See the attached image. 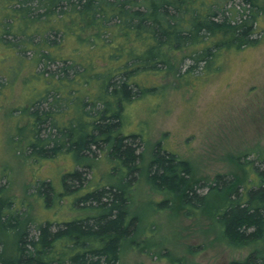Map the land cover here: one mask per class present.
Returning <instances> with one entry per match:
<instances>
[{
  "label": "trees",
  "instance_id": "1",
  "mask_svg": "<svg viewBox=\"0 0 264 264\" xmlns=\"http://www.w3.org/2000/svg\"><path fill=\"white\" fill-rule=\"evenodd\" d=\"M259 2L0 0V50L6 51L0 59L6 70L0 72V98L8 88L3 80L10 71L7 62L25 60L29 53L43 65L39 75L46 84L35 96L27 97L26 92L19 105L0 101V112H18L24 121L13 125L11 140L23 142L41 156L55 155L63 148L76 156L100 150L126 170L124 183L79 197L90 204L86 208L98 212L56 226L41 222L34 234L28 230L29 214L16 207V200L1 205L4 189L0 187V264L119 263L124 244L136 236L140 223L131 210L128 187L143 173L139 150L143 140L140 134L123 133L124 107L156 89V79L166 72L181 79L200 67L207 72L221 50L253 45ZM69 40L74 46L68 55L55 52ZM187 60L190 65L181 72L177 65ZM14 81H8L9 87ZM247 163L256 171L257 186L219 174L204 195L197 191L202 184L191 181L190 162L159 147L147 173L154 188L184 206L198 207L206 199L221 197L214 214L225 237L233 244L259 243L264 241V168ZM83 179L82 171L75 170L65 173L62 181L69 189ZM46 187L53 191L42 180L38 195ZM169 201L162 204L168 206ZM2 234L11 241L6 242ZM230 264H264V250L255 249L246 259Z\"/></svg>",
  "mask_w": 264,
  "mask_h": 264
},
{
  "label": "rangeland",
  "instance_id": "2",
  "mask_svg": "<svg viewBox=\"0 0 264 264\" xmlns=\"http://www.w3.org/2000/svg\"><path fill=\"white\" fill-rule=\"evenodd\" d=\"M259 4L262 7L253 45L221 50L207 72L200 67L183 79L166 72L156 79V89L124 107L123 133L140 134L143 140L139 149L143 173L128 187L131 210L140 217L138 232L124 244L118 264H230L246 259L255 249L264 250V241L233 244L225 237L214 214L221 197L206 199L198 207L184 206L169 193L154 188L147 173L159 147L190 162L191 181L202 184L197 188L201 195L208 192L209 183L219 174L235 183L238 180L249 187L257 186L256 171L247 162L264 168V0ZM73 46L72 41H65L55 52L66 56ZM5 57L6 51L0 50V59ZM32 59L29 53L25 60L7 62L10 71L3 80L8 88L0 98L4 105H19L26 92L32 97L45 88L39 75L43 65ZM189 65L187 60L177 66L185 72ZM4 66L0 63V72ZM14 69L19 71L12 73ZM11 79L15 83L9 87ZM60 104L66 106L64 101ZM19 120L18 112H0V187L5 199L1 205L16 200V207L32 220L30 234L41 222L56 226L98 212L86 208L90 204L79 197L92 189L124 183L126 170L107 152L76 156L63 148L52 156L31 153L23 142L11 140L13 125ZM75 170L82 171L83 182L68 189L63 175ZM42 180L55 192L46 187L38 195ZM168 198L169 205L162 204Z\"/></svg>",
  "mask_w": 264,
  "mask_h": 264
},
{
  "label": "bare ground",
  "instance_id": "3",
  "mask_svg": "<svg viewBox=\"0 0 264 264\" xmlns=\"http://www.w3.org/2000/svg\"><path fill=\"white\" fill-rule=\"evenodd\" d=\"M92 158H94V157H92Z\"/></svg>",
  "mask_w": 264,
  "mask_h": 264
}]
</instances>
